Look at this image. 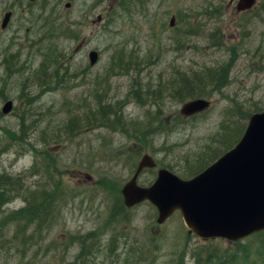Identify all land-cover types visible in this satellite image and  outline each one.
Instances as JSON below:
<instances>
[{
  "label": "rangeland",
  "instance_id": "rangeland-1",
  "mask_svg": "<svg viewBox=\"0 0 264 264\" xmlns=\"http://www.w3.org/2000/svg\"><path fill=\"white\" fill-rule=\"evenodd\" d=\"M231 1L0 0V193L7 175L31 195L29 204L0 197V264H264V233L204 242L180 213L160 226L155 207L127 209L122 194L143 155L191 179L264 110V0L245 13ZM223 68L225 87L174 99L181 77ZM194 99L211 108L185 118ZM156 177L147 170L139 183ZM41 207L58 222L14 241L21 210L26 219Z\"/></svg>",
  "mask_w": 264,
  "mask_h": 264
},
{
  "label": "water",
  "instance_id": "water-1",
  "mask_svg": "<svg viewBox=\"0 0 264 264\" xmlns=\"http://www.w3.org/2000/svg\"><path fill=\"white\" fill-rule=\"evenodd\" d=\"M256 0H239L237 11L250 10ZM7 14L3 28L9 24ZM92 65L98 53L90 54ZM210 102L197 99L185 104L186 117L204 112ZM13 110V102L3 107V114ZM156 162L145 155L134 177L122 190L126 207L132 208L150 201L159 212V224L180 210L189 234L203 239L221 238L239 241L264 230V112L254 114L235 148L192 180L180 179L166 169L158 173L148 188L138 185L145 168H155ZM88 179H91L89 177Z\"/></svg>",
  "mask_w": 264,
  "mask_h": 264
},
{
  "label": "trees",
  "instance_id": "trees-1",
  "mask_svg": "<svg viewBox=\"0 0 264 264\" xmlns=\"http://www.w3.org/2000/svg\"><path fill=\"white\" fill-rule=\"evenodd\" d=\"M226 70L227 69H224V68L218 69V70L210 69V70L205 71L202 74H196V75H194V77H190L188 75L181 77L178 88H176V90H175L176 92L173 94L174 99H176L177 101H179V100L180 101H186V100H189L190 98H193L197 95L202 96L205 93L202 91H205L207 89V86H210V85L213 87V90H215V91H217L218 88L225 87L227 85V82L224 80V79H226V77H225V75L227 73ZM245 114H246V111L242 112L240 109L236 110V116L234 118H242L243 119ZM77 121H79V120L77 119ZM221 127L223 130H226L230 126H228V124L226 125V123H223ZM232 127L234 129H233V131H231V133L233 132L234 134H232L230 136V138L233 141L235 133H237L238 131L236 130V127L234 125ZM245 128H246V125H245L244 129ZM238 130L241 131V129H239V128H238ZM243 132H244V130H242V132L239 136V139L242 136ZM133 138H135V133H134ZM238 140L234 141L233 144L231 142L230 144H232V145L228 149L233 147V145ZM228 143H229V140H228ZM217 155H218L217 151L211 152L210 156H208L207 159L202 160L199 163L200 164L199 168L200 167L205 168L208 163H209L208 165H210L212 162H214L216 160L215 158L218 157ZM199 168H197V169H199ZM202 169H200V170H202ZM5 176L6 177L3 179L2 183H1V187L3 190V193L2 194L0 193L1 199H3V201H6V202H12L16 198L21 197L24 201L27 199V203H28L29 202L28 199H30L31 195L28 193L29 188L26 187V185L23 183V180L21 178H17V179L13 180L12 178H10V176H7V175H5ZM13 183L15 184L17 189H13ZM29 207H31V205H29L27 207V209ZM27 209L21 210V212L18 215V217L20 216V219L15 220L16 225H15V232H14V238H13L14 241L20 239L23 235H27V234H30L32 239H35V238L39 239L44 235V231H39V229H41V227H42L41 225H44L45 228L47 229L51 226H54V224L58 222V219H56V217L53 220V217H50V216L47 218L44 217V216H47L46 214H44L43 216H39V214L41 213V209H43L42 207L30 210L27 218L23 219L22 217L26 213ZM42 219H45V220H42ZM7 227L9 228V225ZM24 227H27V228L25 229ZM68 241H69V239H68ZM78 241H77V243H78ZM79 243H80L79 245L81 247V250H80L81 256L85 257L88 252L91 253V246H89V247L87 246L88 244L85 242V238H81V241H79Z\"/></svg>",
  "mask_w": 264,
  "mask_h": 264
},
{
  "label": "bare ground",
  "instance_id": "bare-ground-1",
  "mask_svg": "<svg viewBox=\"0 0 264 264\" xmlns=\"http://www.w3.org/2000/svg\"><path fill=\"white\" fill-rule=\"evenodd\" d=\"M25 202V201H24Z\"/></svg>",
  "mask_w": 264,
  "mask_h": 264
}]
</instances>
